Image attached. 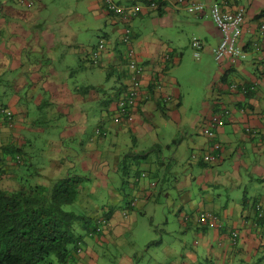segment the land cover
<instances>
[{"label":"crops","instance_id":"obj_1","mask_svg":"<svg viewBox=\"0 0 264 264\" xmlns=\"http://www.w3.org/2000/svg\"><path fill=\"white\" fill-rule=\"evenodd\" d=\"M32 1L34 2V0ZM114 1L122 4H133L141 3L143 0ZM209 1L222 3L224 1L229 10H236L240 6H244L247 11L240 44L247 50L248 56L235 64L229 59L222 62V74L217 85V92L215 90L213 92L215 94L214 98H218L216 100L219 101V104L225 105L230 110L227 123L217 129L216 140L223 143L224 147L219 160L213 165H209L192 159L185 166H182L183 159L174 155L172 157L170 155L171 158H168L163 153L162 146L166 145L163 149L165 150L166 148L169 149V145L160 143L159 140L155 139L154 127H158V122L161 119L172 118L176 114V106L182 104V98L177 96L175 87L177 80L176 78L167 77V68L164 67L162 62L164 53L174 50L173 42H177L176 37L171 32H178L182 25L191 24L197 29H203L202 32L197 34L200 38L197 37L204 44V51L213 54V56V51L222 37L221 31L210 17V6L206 8L201 17H197L195 14L188 13L186 4L181 5L176 0H169L164 3L161 9L144 11L138 18L130 21V26L134 32L133 46L138 52L141 63L143 62L146 67L145 86L150 81L153 83V88H149L148 91L144 90L151 92L150 100L136 110L135 121L131 124L117 125L112 117L108 116L106 110H103L104 107H101L100 111L98 110V116L93 117V120L99 121V124L105 123L108 119L110 123L108 130L110 133L113 132L117 142L125 139L129 143V137H134L130 142L132 147L130 157H132L134 163L139 165L135 169L145 170L149 173L151 179L148 177L141 178L135 172L129 174V179L127 177L122 179L121 185L125 186L127 184V188L132 189V196L126 207H124L125 209L123 208L124 210L118 216L114 213L113 220L111 218L110 224L104 230L105 235L103 238L100 236L95 239L88 238L85 242L87 245L85 255L83 257L74 255L71 263L99 264L97 263L99 251L96 250L103 247L100 242L106 243L113 234L122 235L126 222H129V224H126V228H128L132 220L133 223L138 221L136 219L137 214L148 205L151 198L160 199L159 197H162L165 188L169 189L171 185H175L181 191L178 202L174 205L180 211L178 224L187 231L193 227L192 232L198 248L189 251L182 245L183 251L180 252L179 257L170 260L167 264H235V262L238 264H264V225L255 224L253 217L255 209L252 207L255 201L264 203V36L261 37L259 34L260 26L264 24V0ZM90 3V9L97 14L94 15L95 18H104L106 24H112L111 33L114 36L103 30L102 35L109 39V47L106 52L101 53L109 64L108 76L114 79L111 95L107 94V87L103 86L102 83H97V80L83 85L84 80L80 79L73 86V84H67V79L62 78V76L60 78L53 76L55 72L50 71L51 69L50 72L45 73L41 69V57H43L44 49L49 48L50 55L48 59L50 61L51 59L54 60L55 51L61 43L68 46L72 54L77 55L81 61L79 64H82L84 68L88 66L87 73H90L91 69H95L96 64L92 62L93 56L91 53L97 44L91 46L90 38H83L80 42L79 39L69 42V38L72 37L75 40L74 35H76V32L69 25H61L58 42L55 41L56 37L52 32L54 27H51V23L57 26L64 17L72 19L74 16L80 21L82 17L80 12L67 10V13L58 14L56 21L53 16H48L45 23L42 22L45 18V6L41 3L38 8L33 9L35 2L31 6L26 0H14L13 3L8 0L0 1V87L7 90L3 91L5 98L0 100V110L6 106L13 109L14 113L21 117L19 121L15 118L14 126L9 127L0 111V155L2 156V161H0V189H18L21 182H25L30 176L29 168L32 166L28 162L30 157V148L28 147L31 146L30 132H25L31 129L32 119H29L30 115L41 113L46 100L41 94H46L49 104L56 105L59 112L67 117V123L62 127L64 130L60 135L65 150L62 148L59 150L58 159H53L50 166L36 167L39 170L38 177L28 179L29 181L48 184L49 179L57 178L63 174L61 171L65 165L63 163L64 159L76 153L75 150L65 145L68 140H73L78 136L82 142L91 137V139H100L101 135L95 137L97 134L94 131L96 127L93 130L95 134H90V138L86 133L91 120L87 102L90 97V101L95 100V105L96 101L102 103L111 98L114 102L117 98L116 90L118 88L116 87L120 83L122 71L125 73L127 66L122 54L126 49L120 43L125 22L112 16L111 12L103 5L102 0H92ZM71 12H73V15ZM37 22L40 24H37ZM150 26H153V28L145 30ZM19 44L23 46L20 47ZM26 44L28 48L24 46ZM257 44L261 45V52L255 51L254 47ZM70 46L72 47L70 48ZM58 49L60 53L63 47ZM26 51L35 53L40 57V60L32 62V58L27 56ZM11 58H14V61ZM19 70H21L19 77L16 78L12 88L11 71L17 72ZM155 77L162 78L165 82V84L162 83L163 88H158L157 91H155ZM231 81L239 83L256 82L258 86L256 91L250 95L232 93L228 87ZM158 83L161 85V82ZM24 87V91L20 92ZM97 90H100L101 93ZM167 96L176 97L174 104H164L167 102L165 101ZM31 98L33 101L36 100L37 104L33 112H29ZM110 107L113 109L112 104H110ZM25 115L27 118H23ZM178 120L181 122V119ZM200 126L201 123L199 122L194 127L200 129ZM196 134H199V132ZM202 137V140H199L198 143L193 140L192 143L197 144L198 149L194 146L191 150L189 148L188 152H191L188 155L193 153L192 150L201 152L204 148L206 150L211 149L213 141L204 135ZM151 138L154 139V143L148 145ZM105 145L107 144H104L103 152L106 151V154H109L110 149H106ZM152 153H154L153 157L150 156ZM57 154H55V158H57ZM85 157L89 159L90 156L86 155ZM98 157L102 158L101 155ZM156 158L159 166L157 168L149 166V162L154 163ZM105 159V164H107L105 170L107 171L108 167L112 168V166L108 164L110 158L106 157ZM121 159L113 161V170L118 168L122 171V168L119 167L123 163V161L121 163ZM169 160H172L171 163ZM69 161L71 162V160ZM82 161L84 162L85 159ZM228 161H230L232 171L229 170L230 166L225 170L217 169V167H223L225 162ZM167 162L170 163L169 166H167ZM193 162L199 163V170L196 169ZM57 163L58 166L62 164V167L60 171L53 173L52 166ZM150 168L154 170H149ZM120 171L114 172L115 175H118L115 176L116 181H119V174L117 173ZM169 178H172V183L169 182ZM95 179L97 181L93 184L90 193H94L98 188H106V185L113 184L110 180L102 184L99 179ZM152 179L157 181L154 187L151 184ZM161 184H163L162 187ZM243 185H245L246 190L240 192L242 198L233 200L228 193L229 190L232 187L236 189L238 186L242 187ZM195 186L201 193L200 201L194 200ZM250 196L253 197L252 201L249 200ZM132 200H135L134 207L129 205ZM187 204L191 207H186ZM106 205L107 208L105 209L116 208V203L111 199H107ZM102 206L104 205L99 206V209ZM128 210L130 212L125 216V212ZM203 211L214 212L219 216V220L226 229L240 232L241 242L235 253H231L226 246H220L223 231L219 228L217 222L210 226L198 223L197 216ZM163 241L161 240L160 244ZM179 241L185 243L182 239H179ZM140 258L142 256L128 254L126 257L122 255L120 261L121 264H135V262L140 263ZM157 264H161V261L157 260Z\"/></svg>","mask_w":264,"mask_h":264},{"label":"rangeland","instance_id":"obj_2","mask_svg":"<svg viewBox=\"0 0 264 264\" xmlns=\"http://www.w3.org/2000/svg\"><path fill=\"white\" fill-rule=\"evenodd\" d=\"M8 1L10 3L14 2V0ZM91 1L92 0H34L35 6L32 8H38L40 3L45 6V18L42 21L45 23L48 16H53L54 20L56 21V19H58V14L67 13V10L78 13L80 12L82 14L80 21L77 20L76 16H74L72 19L70 17H64L62 22L57 26L51 23V27H54V29H52L53 35L57 39H55V41L58 42L60 38L61 25H69L73 31L76 32V35H74L75 40L70 37L68 40L69 42H74L78 39L80 42L83 38H90V43H92V46L98 43L100 37L102 36L103 30L110 33L112 32V24H106L104 18L98 19L94 17V15L96 16L97 14L94 10L90 9ZM26 2L31 6L34 5L32 0H26ZM73 12H71L72 15ZM37 24L40 23L37 22ZM106 26L108 27L106 28ZM151 27L153 28V26H150L145 28V30H150ZM202 30L203 29H197L191 24L182 25L178 32H171L176 37L177 42H173L174 50L164 53L162 59L164 67L167 68V72L165 71L167 77L176 78L177 80L175 87L177 89V96H181L182 98V104L176 106V114H174L172 118L167 117L168 119H161L158 122V127H154L153 132L156 136V140H159L160 143L169 145V149L166 148L165 150L163 149L166 147V145L162 146L163 153L168 158H171L173 155L181 157L183 159L181 162L182 166H185L188 161H192V159L194 161H198L197 156L210 153V150H206L205 148L203 149L204 151L202 150L201 152H198V150H192V154H195L196 156L192 157L191 153L188 155V153L191 152H188V150L189 148L191 150L193 146L198 149V145L192 143L193 140L197 143L199 140H202L204 125L208 123L212 115H219L221 113L220 110H215V104L217 102L219 103V101L216 100L217 97L214 98L215 94L213 92L214 90L217 92V85L222 74V61L216 60L213 54H208L203 50L200 56H196V48L192 45L194 37L196 36V38H200V36L197 34L198 32H202ZM112 36L114 35L112 34ZM64 41L67 42L66 40ZM19 46L22 47L23 45L19 44ZM24 46L28 48L27 44ZM60 47H63V49L59 53L58 48ZM71 47L72 46H70V48ZM70 50L71 49H69L68 46L61 43V45H59L55 51V59H51L50 61L48 59V56L50 55L49 48H45L43 57H41V69L43 70V73L53 71L55 74L50 75L58 76L59 78L62 76V78L67 79V84H73V86H75L76 81L80 79L84 80L82 83L83 85L84 83L97 80V83H102L103 86L107 87V94H110L113 89L112 85L114 83V79L108 76L107 70L109 64L107 60H105L101 54L97 53L99 54V58L92 57V62L96 64V66H94L95 69H91V72L87 73V69H89L88 66H86L87 68H84L82 64H79L81 62L80 59H78L77 55L72 54ZM92 53L95 56L96 52ZM26 54L28 57L30 56V58H32V62H37L40 60V57L33 52L28 53L26 51ZM167 55H169V58H167ZM11 60L14 61V58H11ZM142 67L144 70V75L142 77L143 86V82L145 81L146 67L145 65ZM20 71L21 70L17 72L11 71L12 88L16 78L19 77ZM141 75L138 77V81L141 80ZM125 83L127 86L136 88L139 87V85H136V81L132 77L130 80H125ZM24 89L25 87L20 92H23ZM3 91L7 90L1 89L0 87V100L5 98ZM97 92L101 93L100 90H97ZM41 95L46 98L42 106L41 113L39 115H30L29 119H32L31 129H28L25 132H30L29 139L31 141V146L28 147L30 148V157L28 162H30L32 166L29 168L30 176H28V179H36L38 177L37 173L39 171L36 169V167L43 168L50 166L53 163V159H58L60 155L59 150L61 148L65 150L63 148L64 143L62 142L60 135L64 130L62 127L67 123V117L63 113L59 112V109L56 105L49 104V101H47L48 96L46 94ZM118 97L120 99L123 98L120 95ZM90 100L91 97L88 98L87 109L91 120L87 126L88 129L86 133L89 138L90 134L94 135L97 129H100L102 132H106V134L101 135L99 137L100 139L98 140L91 139V137L90 139L82 142L79 136L78 138H73V140H68L65 145H67V147L71 148L72 150H75L76 153L72 154L71 156L69 155L66 159H64L63 163H65V165L61 171L63 174L59 176L60 178L68 175H79L84 177L83 182L81 183V187L83 188L81 194L76 201L68 204L65 207L68 211L87 215L91 218L89 225L86 226L87 228H85L83 221H77L75 223L76 234L77 237H79L77 241L80 239L82 240L83 252L77 253L75 249L73 250V253L74 255L80 257H83L87 250V245L85 243L87 239H95L96 237L99 238V236L103 238L105 235L104 230L110 224L111 218L113 220L114 213L118 216L125 209L124 207H126L128 200L132 196V189L127 188V184H125V186L121 185V182L124 177L129 179V174H133V172L136 170L135 168L139 166L137 163H134L131 159L132 157H130V151L132 149L130 142H132L131 139H134V137H129V143H127L125 139L117 142L113 132L110 133L108 130L110 126L108 119L102 124H99V121L97 122L93 120V117L98 116V110L100 111L102 104L100 101H96L95 105V100ZM116 100L117 98L113 102L109 99L110 104L113 103V107ZM175 100L176 97L171 96V98L167 99V102L164 104H174ZM36 105V100L33 101L31 98L29 101V112L35 111ZM55 109L58 111L56 112ZM108 109L110 111L111 107L109 106ZM11 111L14 114V121L15 118L18 121L21 120L20 115H16L13 109H11ZM23 118H27V116L25 115ZM178 119H181V122ZM199 122L203 125L200 126V129H196L194 126ZM95 127L96 129L94 130ZM198 132L199 134H196ZM98 136L99 135L96 134L95 137ZM153 140L154 139L151 138L148 142V145H150V143H154ZM114 143L115 145H113ZM104 144H107L105 145L106 149H110L108 151L109 154H106V151L103 152ZM56 153H58L56 155L57 158H55ZM86 155L90 156L89 159L88 157H85ZM99 155H101L102 158H99ZM150 156L153 157L154 153H152ZM106 157L110 158L108 164L112 166V168L108 167L109 169L107 171L105 170V167L107 166V164H105ZM83 159H85L84 162L82 161ZM117 159H121V163L123 161L121 166H119L122 168V171H120L118 168L113 170V161H116ZM124 159H127V161ZM69 160H71V162ZM157 161L158 159L156 158L154 163L149 162V166L157 168L159 166ZM171 161L169 160L170 163ZM169 162L166 163L167 166H169ZM205 162L207 161L205 160ZM193 164L197 170L200 169L199 163L193 162ZM59 166L58 163L55 164V166H52L53 173L60 171L62 164H59ZM227 167H229V170H233L230 165V161L225 162L223 167H217V169L225 170ZM149 170L154 169L150 168ZM115 171H120L117 173L119 174V181H116L117 178L115 176L118 175L114 174ZM95 178L99 179V182L102 184H104L107 180H110L113 184L111 183L112 185H106V188H98V190L94 193H90L89 191H92L93 184L97 181ZM169 182L172 183V178H169ZM162 185L163 184H161V187ZM152 186L154 187L155 185ZM244 190H246L245 185L242 187L238 186L236 189L232 187L228 193L234 200L235 198H242V193L240 192H244ZM194 191V200L200 201L201 193L196 186ZM180 193V189H178L175 185H171L169 189H164L162 197H159L160 199L155 200L154 198H151L148 202V205L137 214L136 219L138 221L133 223L132 220L128 228H126V224H129V222H126L122 235L117 236L113 234L106 243L100 242L103 247L96 250L99 251L97 263L121 264V256L125 255L126 257L128 254H130L131 256H142L139 261L140 263L135 262V264H157V260L161 261V264H167V262L170 260H174L176 257H179L180 252L183 251L182 245L185 246V249L189 251L197 249L198 246L195 244L196 239L192 232L193 227L187 231V229L179 226L178 224L180 211L179 208L174 205H176L178 202ZM107 199L113 200L116 203V208L110 207L109 209H105L107 208ZM249 200L252 201L253 197L250 196ZM101 205L104 206L100 207L99 209V206ZM188 206L190 205L187 204L186 207ZM127 212L130 211L128 210ZM99 213L100 215L98 216ZM131 213L135 215L133 211H131ZM99 227L100 230H98ZM179 239H182L185 243L180 242ZM159 240L164 241L161 244L154 243ZM235 264L238 263L235 262Z\"/></svg>","mask_w":264,"mask_h":264},{"label":"trees","instance_id":"obj_3","mask_svg":"<svg viewBox=\"0 0 264 264\" xmlns=\"http://www.w3.org/2000/svg\"><path fill=\"white\" fill-rule=\"evenodd\" d=\"M102 1H103V5L108 11L111 12L112 16L118 17L125 22V27L120 38V43L126 49V51H124L122 54L124 59L126 60V63H129L130 51L132 50L138 54L137 50L133 46L134 32H133V28L130 26V21L138 18L140 15H142L144 11L161 9V7L164 5L166 1L157 0L158 5L153 6L149 0H143L141 3H133V4H122L119 3L118 1L112 0L116 4L124 5L126 7L129 6L132 7L133 5L136 4L143 6V9L138 11L136 14H129L130 12L125 11L122 15L115 13L107 4V0H102ZM204 1L207 3V7L210 6L209 11L212 8V6H214L215 4L223 5L222 8L224 11H228V12L235 11V10H229L228 7L225 5L224 1L223 3L211 2L209 0H204ZM240 7H244V6H240ZM203 13H198L196 16L201 17ZM217 28L219 29L218 26ZM128 38L131 40V42H127ZM222 38H223V34L221 40ZM101 40L105 41V48L100 52V54L106 52V50L109 47V39H107V37L104 35L100 37L97 45L94 47V51L92 52H95L98 49V45ZM198 40L201 43V47H200V54H201L202 50L204 51V44L200 39ZM259 44L255 45L254 47L255 51H256V47ZM244 50L247 52L245 48ZM256 52H261V50ZM92 56L93 58L95 57L93 53ZM141 64L144 66L143 62ZM125 71H126L125 73L122 71V75L120 76V83L118 87H116L118 88L116 90L117 100L114 103V107L118 102V98H119L118 96L123 91L125 92L129 88H131V86L126 85L125 79L130 80L132 76L128 75V70ZM155 78L156 79L154 80L156 84L155 85L156 90L155 88L154 90L157 91L158 82H161V85L162 83L165 84V82L163 81L162 78L159 77H155ZM144 82L142 86L144 92V100L142 101L141 105L147 102L148 100H150L151 92H146V91H148L149 88H153L152 81H150L146 86ZM237 83L239 85L241 84L250 85L256 82L239 83L236 81H231L230 84L228 85L230 92L244 94L243 92L239 91L240 90L239 85L237 88L238 90L234 92L231 91V86ZM255 91L256 89L250 91L249 93H245V95H250ZM109 99L110 101L111 100L113 101V99L111 98ZM109 99L108 100L106 99L101 104L102 107H104L103 110H106L108 116L112 117L113 119L115 108L113 107V109L109 111L108 109V107L110 106ZM166 100L167 99H165V101ZM215 105H216L215 110L221 111L218 118L223 120V125L220 126L223 127L227 123V117L229 116L230 111L228 114H226L225 111L228 110V108L225 105L219 103H216ZM3 108H8V107L4 106ZM208 123H206L204 127L208 126ZM202 125L203 124H201V126ZM218 128L219 126L212 128V130L214 131L213 137H210L209 135L205 134L204 131L202 133L206 138L213 141L211 143V149L209 148L210 154L219 155L220 158V155L224 147H223V143L216 140ZM97 131H100V135L106 134V132H102L100 129H97ZM217 145H219V149L215 148V146ZM205 155L206 154L197 156L198 161L209 165H213L214 163H216V162L214 163L205 162ZM193 156L196 157L195 154H192V157ZM0 161H2L1 155H0ZM135 174L137 176L139 175V177L141 178H147V177L150 178L149 173H147L143 169H136ZM83 178H84L83 176H79V175L76 176L68 175L62 178L57 177L51 180L49 179L48 184H44L42 182L32 183L31 181L26 179L25 182H21V185L18 189L15 190L0 189V264H70L71 263L72 258L74 256L73 250L77 248V243L79 241V240L77 241L79 237H77L76 234L75 223L77 221H83L85 228H87L86 226L89 225L91 221L90 216L68 211L65 208L68 204H71L74 201H76L79 195L81 194L83 190V188L81 187ZM153 182L157 183L156 180L152 179L151 183ZM129 205L130 206L132 205L134 207L135 200L130 201ZM252 207H254L255 209V212L253 213L255 224L264 225V203L262 201L261 202L255 201L253 202ZM128 213L126 214V216L128 215ZM202 214H206V215L211 214L212 217H208L207 220L203 222L200 220V216ZM197 220L199 224L208 225V226L213 225L215 222H217L219 228L223 231L220 246H226V248L231 253H235L237 251L241 242V235L238 230L226 229L219 220V216L214 212H210V211H203L199 213L197 216ZM233 233H238L240 236L237 244L233 242ZM160 242L161 240L156 241L154 243L160 244Z\"/></svg>","mask_w":264,"mask_h":264},{"label":"built area","instance_id":"obj_4","mask_svg":"<svg viewBox=\"0 0 264 264\" xmlns=\"http://www.w3.org/2000/svg\"><path fill=\"white\" fill-rule=\"evenodd\" d=\"M153 6L158 5L157 0H149ZM169 1V0H164ZM179 4H186L187 9L190 13L197 15L198 13H203L204 10L207 8V3L204 0H176ZM107 4L109 7L118 14H123L125 11L130 12L129 14H136L138 11L143 9V6L136 4L132 7H126L124 5H118L112 0H107ZM223 5L215 4L210 9V16L212 17L215 24L219 27V29L222 31L223 38L219 45L214 49V57L216 60L219 61H225L229 59L232 63H239L241 60L247 58V52L244 50L242 45L240 44V40L242 38L243 33V25L245 23V16H246V9L245 7H240L234 12H228L224 11L222 8ZM259 34L261 37L264 36V24L261 25L259 29ZM127 42H131V40L128 38ZM193 47L196 48L195 54L196 56L200 55V47L201 43L197 38H194L192 42ZM105 48V41L101 40L98 49L95 51V57L98 58L100 52ZM261 45H258L256 47V51L261 50ZM99 53V54H97ZM130 60L129 63H127L126 70H128V75H131L133 79L136 81V85L139 87H131L127 91H123L120 96L123 98H118V102L116 106L114 107V117L113 121L117 125L119 124H131L135 121L136 117V110L141 105L142 101L144 100V92L142 89V77L144 75L143 73V65L141 64L139 55L134 52L130 51ZM94 57V58H95ZM167 58H169V55H167ZM142 74V75H141ZM141 75V80L138 81V77ZM238 83L233 84L231 86V91L238 90ZM258 84L252 83L250 85L241 84L239 85V91L245 93H249L250 91H253L257 89ZM158 88H163L162 85L158 83ZM166 99H170V97H167ZM1 113L4 114L6 124L9 127L14 126V117L13 112L8 108H1ZM226 114L229 113V110L225 111ZM219 115H212L209 119L208 126L204 127V133L209 135L210 137L214 136V131L212 130L213 127L216 126H222L223 120L218 118ZM97 135H100V131H96ZM216 149H219V145L215 146ZM205 160L207 163H214L219 160V155H213V154H206ZM152 185H155V182L152 183ZM128 212L126 211V214ZM208 217H212L211 214L206 215L202 214L200 216L201 221H206ZM100 230V227L98 228ZM239 234L233 233V242L237 244L239 241ZM82 240L80 239L77 243L76 252L82 253Z\"/></svg>","mask_w":264,"mask_h":264},{"label":"clouds","instance_id":"obj_5","mask_svg":"<svg viewBox=\"0 0 264 264\" xmlns=\"http://www.w3.org/2000/svg\"><path fill=\"white\" fill-rule=\"evenodd\" d=\"M182 5V4H181ZM190 13V12H189ZM192 14V13H191ZM155 184H156V182H155Z\"/></svg>","mask_w":264,"mask_h":264}]
</instances>
